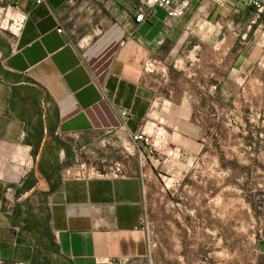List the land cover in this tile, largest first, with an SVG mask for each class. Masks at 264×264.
Masks as SVG:
<instances>
[{
  "label": "crops",
  "instance_id": "obj_1",
  "mask_svg": "<svg viewBox=\"0 0 264 264\" xmlns=\"http://www.w3.org/2000/svg\"><path fill=\"white\" fill-rule=\"evenodd\" d=\"M103 2V6L96 0L5 3L10 12L26 15V21L15 49L9 34L0 31V264H130L145 258L143 219L150 186L155 184L157 152L138 150L149 167L125 177L62 176L71 155L59 135L75 140L96 135L102 142L118 143L128 141V134L145 123L163 125L169 127L168 140L178 142L192 158L201 151L192 90L177 104L174 92L166 89L169 66L184 63L178 53L193 37L203 47L216 46L221 53L215 62L230 64L239 97L243 76L249 82L256 76L264 39L256 38L264 21L262 28L251 24L252 11L235 0L224 4L191 0L177 19L155 8L141 23L135 15L146 0L127 6L124 0ZM110 20L116 22L113 27ZM98 21L111 28L96 45L101 61L109 55L105 38L114 27L121 30L120 39L133 33L116 45L106 71L105 100L80 49ZM244 23L249 25L242 28ZM77 34L84 37L78 44ZM226 38L229 47L218 49ZM237 40L242 47L237 54H228ZM218 85H208L207 94L213 97ZM122 111L129 113L124 128ZM8 187L16 190L12 207L4 198ZM256 254L264 264V239L256 244Z\"/></svg>",
  "mask_w": 264,
  "mask_h": 264
},
{
  "label": "rangeland",
  "instance_id": "obj_2",
  "mask_svg": "<svg viewBox=\"0 0 264 264\" xmlns=\"http://www.w3.org/2000/svg\"><path fill=\"white\" fill-rule=\"evenodd\" d=\"M96 1L103 6L105 0ZM127 2L133 5L136 0H124L123 5ZM108 23L116 24L114 20ZM110 29L98 21L91 38L80 44L93 71L101 66L103 56L95 53L96 45ZM262 34L259 31L257 42ZM83 38L77 34L75 42ZM229 40L217 48L226 50ZM241 47L237 40L227 53L237 54ZM218 53L216 46L215 50L203 47L193 37L178 53L184 63L178 68L174 62L169 66L171 81L166 89L174 92V102L180 104L187 90H192L201 151L187 158L182 145L168 140L169 127L157 126L161 132L154 161L156 178L147 196L143 223L148 252L130 264H259L256 244L264 239V69L255 65L253 81L243 76L239 97L230 64L215 62ZM249 84L251 90H244ZM208 85H218L213 97L206 92ZM64 143L71 155V166L67 163L64 169L76 165V159L77 164L101 171L118 168L133 174L149 167L127 140L102 142L96 135H87L67 138Z\"/></svg>",
  "mask_w": 264,
  "mask_h": 264
},
{
  "label": "built area",
  "instance_id": "obj_3",
  "mask_svg": "<svg viewBox=\"0 0 264 264\" xmlns=\"http://www.w3.org/2000/svg\"><path fill=\"white\" fill-rule=\"evenodd\" d=\"M8 0H0V31L7 32L9 34V40L11 46L15 49L18 35L21 32L24 23L26 21V15L20 13H13L9 11V5H5ZM43 0H37V3H41ZM219 4H224L228 0H215ZM236 3L243 5L250 9L253 13V19L251 24H257L258 27L262 28L261 22L264 21V0H235ZM191 0H146L144 6L140 7L135 15L137 23H141L149 18L152 14V9L159 8L163 10L167 17L172 19L180 18L186 9L189 7ZM11 9V8H10ZM59 31H61L59 29ZM262 37L264 38V30H262ZM133 33L129 32L126 36L120 39V44H124L126 38L132 37ZM83 60L88 61L86 54H83ZM259 66L264 69V39H263V51ZM92 72L93 83L101 94V98L105 100L107 98V91L105 87L106 73L101 75L96 71ZM121 127L124 128V120L128 118L129 113L127 111L121 112ZM159 128L154 124H143L138 131L128 134V141L132 145L140 150L142 147H147L150 151L156 152L158 147V141L160 138ZM62 140L69 138L65 134L59 135ZM76 165L64 169L62 176H74L76 178H90V177H108L117 178L125 177L129 173L122 171L118 168L112 171H101L96 167H87L84 164H77L79 161L75 160ZM5 201L9 207H12L16 199V190L12 187H8L4 194ZM144 220V219H143Z\"/></svg>",
  "mask_w": 264,
  "mask_h": 264
},
{
  "label": "bare ground",
  "instance_id": "obj_4",
  "mask_svg": "<svg viewBox=\"0 0 264 264\" xmlns=\"http://www.w3.org/2000/svg\"><path fill=\"white\" fill-rule=\"evenodd\" d=\"M121 35H122V33H121V30L118 28V27H115L109 34H108V36L105 38V42L107 41L108 43H106V44H108L109 46H108V49L107 50H109V55H108V57L105 59V60H103L102 62H101V66L99 67H96V69H97V73H99V74H101V75H105V73H106V71H107V68H108V66H109V63H110V61H111V59H112V57H113V54H114V52H115V48H116V45H117V43H118V41H119V39H120V37H121ZM225 41V40H224ZM105 42H103V43H105ZM226 42V41H225ZM224 42V43H225ZM229 42H230V40H229ZM229 42L227 43L228 44V46L230 45L229 44ZM226 44V45H227ZM103 46H105V45H103ZM223 46H225V44L223 45ZM218 47V46H217ZM105 48H107V47H105ZM103 49V48H102ZM107 56V55H106ZM98 65V64H97ZM217 197V196H216ZM217 200V199H216Z\"/></svg>",
  "mask_w": 264,
  "mask_h": 264
}]
</instances>
